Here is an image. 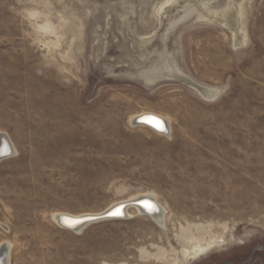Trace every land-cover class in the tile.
I'll use <instances>...</instances> for the list:
<instances>
[{"label": "rangeland", "instance_id": "rangeland-1", "mask_svg": "<svg viewBox=\"0 0 264 264\" xmlns=\"http://www.w3.org/2000/svg\"><path fill=\"white\" fill-rule=\"evenodd\" d=\"M0 135L10 264H264V0H0Z\"/></svg>", "mask_w": 264, "mask_h": 264}, {"label": "water", "instance_id": "water-1", "mask_svg": "<svg viewBox=\"0 0 264 264\" xmlns=\"http://www.w3.org/2000/svg\"><path fill=\"white\" fill-rule=\"evenodd\" d=\"M150 119L156 120L157 122H159V124L162 123V121H163L158 116H155L153 114H146V115L139 117L134 123L136 125H146V126H149L151 128H154L156 131L160 132L161 134L168 133V129L165 126L164 127L163 126L156 127V126L148 123L147 120H150ZM8 144H9V141L7 140V138L5 136H2L1 146H0V159H4V158H7L8 156H10L9 154L5 155V151L3 149L4 146H6ZM143 202L154 203L153 200L148 199V198H145V199L139 200V201L121 202L119 204L112 206L111 208H109L107 210V212H105L101 215L73 216V215L63 214V215L58 217L57 222H58L59 226L62 227L63 229H66L69 231H77V230L84 228L85 226H87L89 224H92V223H95L98 221L117 220V219L126 218L128 208L131 206L136 207V208L139 207L142 210V214H147L149 209L142 205ZM153 209H154V207H153ZM156 209H158V207H156ZM114 213H118V214H114ZM0 261H1L0 264H2V260H0Z\"/></svg>", "mask_w": 264, "mask_h": 264}, {"label": "bare ground", "instance_id": "bare-ground-1", "mask_svg": "<svg viewBox=\"0 0 264 264\" xmlns=\"http://www.w3.org/2000/svg\"><path fill=\"white\" fill-rule=\"evenodd\" d=\"M236 22V21H235ZM146 114H153L155 116H158L160 117L163 121L162 123L159 124V122H157L156 120H153V119H150V120H147L148 123H150L151 125H154L156 127H159V126H165L168 130H169V127H170V124H169V121L162 115H159V114H156V113H151V112H146V113H143V114H140V115H137L135 118H133L132 120H134V122L141 116L143 115H146ZM133 122V121H132ZM171 123V122H170ZM131 126V125H130ZM133 127H139V128H144V129H148L160 136H165V134H161L160 132L156 131L154 128H151L149 126H146V125H136L135 123L132 125ZM160 129V128H159ZM163 131V130H162ZM170 133V132H169ZM169 135V134H168ZM3 135H0V146H1V138H2ZM8 136V135H7ZM9 140V139H8ZM4 151H5V155H14L16 154V149H15V146L12 142V140H9V144L4 146ZM11 153V154H10ZM10 156H8L7 158H11ZM1 162V161H0ZM145 198H148V199H151L154 201V203H150V202H143V206H145L146 203L148 204H151L153 207H154V210H150L148 207L149 210L147 212V214H144L146 216H150L152 217L156 223H158L160 226L162 227H165L164 226V210L160 208L159 204H158V201H156L151 195L147 196V197H143V198H138L137 200L135 201H139V200H143ZM156 207H158V209H156ZM141 214H142V210L141 208L137 207L136 208ZM107 212V211H106ZM131 212V211H130ZM138 212V213H139ZM62 214H59L57 216H54V219H58L59 216H61ZM68 215H71V214H68ZM75 216V215H73ZM62 228V227H61ZM66 230V229H65ZM69 231V230H68ZM79 231V230H77ZM73 232V231H72ZM76 233V232H75ZM9 247H10V244H7V243H3L1 246H0V260H2V264H10L8 262V253H9ZM11 248V247H10ZM10 256V254H9ZM1 262V261H0Z\"/></svg>", "mask_w": 264, "mask_h": 264}, {"label": "snow or ice", "instance_id": "snow-or-ice-1", "mask_svg": "<svg viewBox=\"0 0 264 264\" xmlns=\"http://www.w3.org/2000/svg\"><path fill=\"white\" fill-rule=\"evenodd\" d=\"M145 207H148L150 210H154L151 204L146 203ZM114 214H118V213H114Z\"/></svg>", "mask_w": 264, "mask_h": 264}]
</instances>
